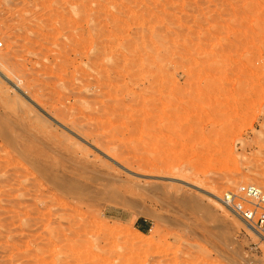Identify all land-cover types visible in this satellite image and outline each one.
<instances>
[{"label": "rangeland", "instance_id": "obj_1", "mask_svg": "<svg viewBox=\"0 0 264 264\" xmlns=\"http://www.w3.org/2000/svg\"><path fill=\"white\" fill-rule=\"evenodd\" d=\"M0 40V264H264L218 201L264 186V0H0ZM69 152L122 190L64 176ZM62 179L90 189L70 223L43 203Z\"/></svg>", "mask_w": 264, "mask_h": 264}, {"label": "bare ground", "instance_id": "obj_2", "mask_svg": "<svg viewBox=\"0 0 264 264\" xmlns=\"http://www.w3.org/2000/svg\"><path fill=\"white\" fill-rule=\"evenodd\" d=\"M154 38V37H153ZM157 38V37H156ZM159 40V39H158ZM156 42H157V40H156ZM155 42V43H156ZM173 42V41H172ZM2 46V45H1ZM165 46V45H164ZM124 55V54H123ZM138 56V55H137ZM136 57V56H135ZM146 57V56H145ZM128 58V57H127ZM152 58V57H151ZM8 58H7V55H2L1 57H0V65H2L3 63H5V61L7 60ZM140 59V58H139ZM132 60V59H131ZM140 61V60H139ZM141 62V61H140ZM139 62V63H140ZM135 65V64H134ZM116 66V65H115ZM112 71V70H111ZM130 74V73H129ZM107 78V77H106ZM108 79V78H107ZM59 80V79H58ZM62 82V81H61ZM72 95H79V94H77V93H73ZM173 101V100H172ZM172 101H170V103L172 102ZM175 101V100H174ZM175 103H177V102H172V105H174ZM73 105H74V102H73ZM169 105V104H168ZM72 106V105H71ZM118 106V105H117ZM73 107V106H72ZM71 107V108H72ZM66 108V107H65ZM74 109L72 110V111H74V113H75V110L77 109V108H75V106L73 107ZM68 108H66V109H62V108H55L54 109V111H53V114H55L58 118H61L62 120H65V119H68V120H70V124L74 127V128H76V129H79L78 131H82L81 129H83L84 131H82V133L84 134V136L85 137H96V138H100V135L99 134H96V132L92 129V128H90V127H88V126H85V125H81V124H78L77 122H76V120L75 119H73L74 118V116L71 114V113H73L72 111L71 112H69L70 110H67ZM119 109V108H118ZM76 114V113H75ZM71 116L73 117V118H71ZM19 122H25V119H21V118H19ZM96 126V125H95ZM98 129V128H97ZM102 129V128H101ZM96 130V129H95ZM101 133V132H100ZM8 134V133H7ZM6 134V135H7ZM109 135V134H108ZM128 135V134H127ZM126 135V136H127ZM123 136V135H122ZM113 137V136H112ZM120 137V136H119ZM128 137V136H127ZM117 138V137H116ZM125 138V137H124ZM114 139V138H113ZM99 144V143H98ZM101 146H103V148H104V150L107 152V153H109L111 156H114V157H116V158H119L120 157V159L121 158H123V161L125 162V163H128V164H126V165H129L130 164V166L132 165H137L136 167H138V168H140V167H143L144 168V166H143V164H141V162H139V161H137V159L136 160H129V157L127 158L126 157V154L128 153V151L126 150V148L125 147H123L122 145H121V143L119 144V143H117V141L114 143V142H111V143H108V142H106V143H101L100 144ZM130 149V148H129ZM84 150V149H83ZM86 151V150H85ZM131 152V151H130ZM129 154V153H128ZM82 155V153H80V155L78 154V153H74V152H69L68 153V155H67V157L64 159L65 161H67L66 162V165H65V168L63 167L64 165V163L62 164L63 166V168H64V176H68V175H77L78 177H80V176H83L82 178L80 177V179L81 180H84V183L82 182V184H86V185H89V184H87V182L89 183V182H91V183H96V184H98V186H99V188H100V186H101V189L100 190H102V189H105V186H107V184H111V182H113V181H116V180H118L119 178H116L115 176H113L112 175V172L110 171V169H109V166H108V164H107V166L108 167H106V168H102L101 167V163H99V164H91V163H89L88 161L86 162H84L83 161V159H85L84 158V156L82 157L81 156ZM83 155H85V153L83 154ZM110 156V157H111ZM132 157V156H131ZM39 158V157H38ZM113 158V157H112ZM114 159V158H113ZM63 160V161H64ZM62 161V160H61ZM62 161V162H63ZM64 161V162H65ZM62 162H60L59 164H57V165H54V168H60L61 167V163ZM121 162H122V160H121ZM147 165V164H146ZM41 169H43V168H41ZM86 170V171H85ZM44 171V170H43ZM62 171V170H61ZM85 171V172H84ZM40 172H42V171H40ZM63 172H57V175H55L54 177H60L61 175H63L62 174ZM65 173H68V174H65ZM85 173L87 174V175H85ZM41 174H43V172L41 173ZM44 175V174H43ZM46 176V178L47 179H54V177L53 176H50L49 174H46L45 175ZM67 178V177H66ZM70 179H72L73 181H76V183H78V182H80L81 180H79V179H76L75 177L73 178H71V177H69V180ZM66 180V179H65ZM61 182V183H60ZM60 184H59V186L57 187V185H56V189L59 191V192H63V194H64V196L65 197H63V198H61V197H57L58 199H56V202H55V200H54V205H52L53 203H49L48 204V202L49 201H47V203L44 201L43 203H45L44 204V207L47 209V211H45V212H47V216L49 217V215L50 214H53L56 210H59V211H61L62 213H61V215H60V219L62 220V219H66L65 220V222H69L70 223V214L68 213V211L69 210H71L73 207H71V206H75V205H77L76 204V202L77 201H82L83 203L85 202H88V191H87V189H88V187L89 186H87V188L86 189H84L83 188V190H73V188H68V187H66L65 185H63V183H64V181H63V179L62 180H60ZM119 182L120 181H118V184H119ZM116 183L117 182H113V188H114V184H115V188H114V190L116 191V190H119V189H121V187L119 188L118 186H120V185H118V186H116ZM95 184V185H96ZM98 186H96V187H98ZM91 187H92V185H91ZM90 187V188H91ZM95 187V188H96ZM93 188V187H92ZM94 188V189H95ZM112 188V189H113ZM123 188V187H122ZM126 188H128V186L126 187ZM126 188L124 187L123 189H124V193H125V190H126ZM97 189V188H96ZM95 189V191H97ZM88 190H90V189H88ZM93 190V189H92ZM105 190H109V189H105ZM122 190V189H121ZM99 191V190H98ZM110 191H112V190H110ZM115 191H113V192H115ZM130 191V190H129ZM128 191V192H129ZM103 192V191H102ZM101 192V193H102ZM105 192V191H104ZM93 193H94V191H93ZM117 193V192H116ZM121 193H123V192H121ZM91 194V192H89V195ZM96 194V193H95ZM46 196V195H45ZM94 196V195H93ZM92 196V197H93ZM91 197V196H90ZM214 197H215V195H214ZM42 198V197H41ZM44 198V197H43ZM47 198V197H46ZM217 198V197H216ZM90 199V198H89ZM92 199V198H91ZM92 200H94V199H92ZM89 201H91V200H89ZM56 203V204H55ZM85 203H84V205H85ZM86 205H89L88 203L86 204ZM91 205V204H90ZM79 207H81V206H79ZM68 208V209H67ZM71 208V209H70ZM41 209H43V208H41ZM46 209H44V210H46ZM73 210V209H72ZM54 211V212H53ZM79 211V210H78ZM44 212V211H43ZM52 212V213H51ZM70 212V211H69ZM56 213V212H55ZM71 213V212H70ZM79 213H80V211H79ZM42 214H44V213H42ZM73 214V213H72ZM75 214V213H74ZM83 214V213H82ZM41 215V214H40ZM44 215H46V213L44 214ZM73 216H75V215H73ZM79 216H80V214H79ZM90 216V215H89ZM38 217V216H37ZM54 217V216H53ZM69 217V219H67ZM71 217H72V215H71ZM33 218V217H32ZM75 218V217H74ZM74 218H72V219H74ZM81 217H79V219H80ZM88 217H86V219H87ZM36 219V218H35ZM43 219V218H42ZM83 219V218H82ZM31 220V219H30ZM38 220V219H37ZM44 220V219H43ZM42 220V221H43ZM46 220V219H45ZM32 221V220H31ZM38 221H41V218H40V220H38ZM48 221V220H47ZM49 221H50V219H49ZM82 221V220H81ZM84 221V220H83ZM87 221V220H86ZM242 221V220H241ZM33 222V221H32ZM45 222V221H44ZM58 223H60V220H58L57 221ZM63 222V221H62ZM76 222V221H75ZM88 222V221H87ZM243 222V221H242ZM26 223V222H25ZM35 223H36V221H35ZM35 223H34V225H35ZM57 223V224H58ZM71 223H73V221L71 222ZM84 223V222H83ZM244 223V222H243ZM64 224V223H63ZM77 224V223H76ZM85 224V223H84ZM244 224H246V223H244ZM59 225V224H58ZM58 225H57V227H58ZM70 225V224H69ZM72 225H74V224H72ZM81 225V224H80ZM80 225H79V228H81V227H83L82 225H81V227H80ZM85 225H87V224H85ZM27 226H29V225H27ZM55 227H56V225H55ZM77 227H78V225H77ZM77 227L75 228V229H77ZM246 227L248 228V230L251 232V233H253L254 235H256L257 236V233L250 227V226H248L247 224H246ZM63 228H64V226H63ZM67 228H68V225H67ZM57 229H58V231H57ZM56 229V234L57 233H60V231L61 230H59L60 228H57ZM62 229V228H61ZM72 229V228H71ZM63 229L62 231H64V230H66V233H67V231L68 230H70V231H72V232H69L70 234H72L73 233V230L74 229ZM53 230V229H52ZM79 230V229H78ZM82 230H84V229H82ZM77 231V230H76ZM79 231H81V230H79ZM78 231V232H79ZM51 232H53V231H51ZM65 232V231H64ZM83 232V231H82ZM85 232V231H84ZM54 233V232H53ZM53 233H51V235H53ZM66 233H65V235H66ZM68 233V234H69ZM50 235V236H51ZM61 235H62V233H61ZM64 235V234H63ZM63 235H62V237H63ZM72 235H74V234H72ZM56 236V235H55ZM58 236V235H57ZM96 236V235H95ZM60 237V236H59ZM65 237V236H64ZM69 237V236H68ZM68 237H66V239L68 238ZM71 237H73V236H71ZM76 237V236H75ZM53 238V237H52ZM55 238V237H54ZM61 238V237H60ZM70 238V237H69ZM99 238V237H98ZM65 239V238H64ZM58 240H59V238H58ZM62 240V239H61ZM71 240V239H70ZM51 242V241H50ZM262 242V241H261ZM94 246V245H93ZM79 252H81V251H79ZM83 253V252H82ZM85 253V252H84ZM81 254V253H80ZM92 254V253H91ZM93 256V255H92ZM89 259V258H88ZM78 260H80V259H78ZM75 261H77V260H75Z\"/></svg>", "mask_w": 264, "mask_h": 264}, {"label": "built area", "instance_id": "obj_3", "mask_svg": "<svg viewBox=\"0 0 264 264\" xmlns=\"http://www.w3.org/2000/svg\"><path fill=\"white\" fill-rule=\"evenodd\" d=\"M2 42L0 40V48ZM219 204L250 226L264 241V186L240 184L224 190Z\"/></svg>", "mask_w": 264, "mask_h": 264}]
</instances>
